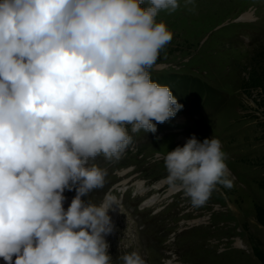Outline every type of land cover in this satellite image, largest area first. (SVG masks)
<instances>
[{"label":"clouds","instance_id":"clouds-1","mask_svg":"<svg viewBox=\"0 0 264 264\" xmlns=\"http://www.w3.org/2000/svg\"><path fill=\"white\" fill-rule=\"evenodd\" d=\"M0 0V258L5 264H111L113 231L97 156L119 160L132 133L156 132L181 105L150 69L173 33L156 22L178 0ZM191 0H186V4ZM155 121L156 123H153ZM218 138L163 156L165 182L202 207L233 187ZM65 190H75L67 210ZM119 206V205H118ZM122 264H146L137 251Z\"/></svg>","mask_w":264,"mask_h":264},{"label":"rangeland","instance_id":"rangeland-1","mask_svg":"<svg viewBox=\"0 0 264 264\" xmlns=\"http://www.w3.org/2000/svg\"><path fill=\"white\" fill-rule=\"evenodd\" d=\"M256 2L257 0H191V3L186 4V0H178L180 6L174 12L163 10L155 18L156 22H164L173 33L171 42L161 50L158 60L168 62L182 57L188 58L185 68L176 75L179 86L183 90L197 89L211 96L206 107L207 118L203 129L188 127L187 132L195 130L196 138L202 141L210 138V135L221 138L220 131L228 139L230 133L237 130L241 139L235 145L232 143L234 146L230 145V148L248 160L258 158V147L253 148L249 143L254 139V135L262 132L260 140L264 142V41L248 51H236L224 48L219 42L221 38H230L231 35L226 34L227 27L215 29L238 13L248 10ZM145 6L146 3L141 5ZM234 40L233 37L230 39L232 42ZM236 87L242 91L241 102H238L235 95ZM240 108L247 111L244 121L251 130L241 120ZM236 120L239 123H236ZM175 137L176 134L170 133V139L166 140L165 144H157L163 155L177 146L183 147L188 140L179 138L174 141ZM255 138L258 139L257 136ZM231 166L237 173L242 188L231 176L229 178L233 180L232 188L222 185L217 187L225 193L227 201L236 213L235 217L240 220L241 224L234 217L229 218L230 223H238L236 226L239 228L242 226V243L246 249L244 256L253 264H260L255 248L264 253V232L259 229L261 226L258 227L252 220L258 219L264 224V217L257 215V204L245 192L253 171L234 164ZM163 181L165 182V179ZM257 199L264 201L263 196ZM216 201L221 206L226 204L223 199ZM198 219L199 222H195L200 223V218ZM228 232L232 234L231 227L222 229L218 234L224 236ZM229 255L217 264H240L239 257L245 260L244 264H251L238 250H232Z\"/></svg>","mask_w":264,"mask_h":264},{"label":"trees","instance_id":"trees-1","mask_svg":"<svg viewBox=\"0 0 264 264\" xmlns=\"http://www.w3.org/2000/svg\"><path fill=\"white\" fill-rule=\"evenodd\" d=\"M256 211H257V215L261 216V217H264V211L262 209H260L259 207L256 208ZM259 257L260 259L263 261L264 263V253H259Z\"/></svg>","mask_w":264,"mask_h":264},{"label":"bare ground","instance_id":"bare-ground-1","mask_svg":"<svg viewBox=\"0 0 264 264\" xmlns=\"http://www.w3.org/2000/svg\"><path fill=\"white\" fill-rule=\"evenodd\" d=\"M161 184L163 185V184H165V182L162 180V181H161ZM174 191H175V189L171 187L170 190H169L168 192L170 193V192H174Z\"/></svg>","mask_w":264,"mask_h":264}]
</instances>
